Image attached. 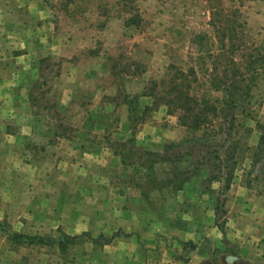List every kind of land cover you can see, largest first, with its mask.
<instances>
[{"label": "rangeland", "instance_id": "obj_1", "mask_svg": "<svg viewBox=\"0 0 264 264\" xmlns=\"http://www.w3.org/2000/svg\"><path fill=\"white\" fill-rule=\"evenodd\" d=\"M26 108L60 131L41 153L89 139L123 153L109 174L155 207L186 195L202 239L185 264H232V183L264 175V0H0V126L18 130ZM83 240L62 253L0 231V264H65Z\"/></svg>", "mask_w": 264, "mask_h": 264}, {"label": "crops", "instance_id": "obj_2", "mask_svg": "<svg viewBox=\"0 0 264 264\" xmlns=\"http://www.w3.org/2000/svg\"><path fill=\"white\" fill-rule=\"evenodd\" d=\"M22 99L29 100L27 96ZM35 114L27 108L22 115L16 111L14 115L26 121L18 130L0 126V219L6 218L12 225H3L8 232L39 231L35 234L57 240L66 234L70 244L84 238L85 252L65 264H185L182 251L187 245L188 254H200V245L190 247L202 239V222L194 225L188 215L192 210H184L186 195L173 194L160 209L155 207L127 174L118 178L109 174L110 169L124 166L121 155L112 152L105 157L108 148L93 147L89 139L79 143L73 136H64L60 142L54 141L50 156L41 153L46 139L60 131L32 120ZM92 128L87 125L82 132ZM75 132H79L77 128ZM63 142L66 151L61 148ZM242 177L237 174L232 183L229 244L235 252L228 260L264 264V180L259 182V177L247 174L243 183ZM0 231L6 242H13ZM47 246L65 252L58 243L44 244L45 249ZM36 254H29V262Z\"/></svg>", "mask_w": 264, "mask_h": 264}, {"label": "trees", "instance_id": "obj_3", "mask_svg": "<svg viewBox=\"0 0 264 264\" xmlns=\"http://www.w3.org/2000/svg\"><path fill=\"white\" fill-rule=\"evenodd\" d=\"M135 99H132L129 101L130 103V107H131V111H133V109L135 110ZM261 139H264V136L261 137ZM131 144H133L135 142L134 139H131L129 141ZM153 155H155L156 157L160 156L159 153H153ZM122 161L123 163H127V161L125 160V157L123 156L122 153ZM139 187H141L143 189V186L138 184ZM144 190V189H143ZM0 229H2L4 232L7 233L8 237L12 240H16V241H29V243H43V244H54V243H58L60 245V247L62 249H64L68 243V240L71 239L68 235H63V237L60 240H57L55 238H45L43 236H31V235H25V234H21L18 232H13L10 233L8 232V230L3 227V224L0 223Z\"/></svg>", "mask_w": 264, "mask_h": 264}]
</instances>
